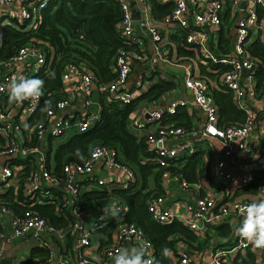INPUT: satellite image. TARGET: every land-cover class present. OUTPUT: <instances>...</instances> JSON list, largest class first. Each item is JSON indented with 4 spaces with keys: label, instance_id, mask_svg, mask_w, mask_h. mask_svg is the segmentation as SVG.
<instances>
[{
    "label": "built area",
    "instance_id": "built-area-1",
    "mask_svg": "<svg viewBox=\"0 0 264 264\" xmlns=\"http://www.w3.org/2000/svg\"><path fill=\"white\" fill-rule=\"evenodd\" d=\"M16 0H0V6L12 5ZM120 3L123 18L120 28L123 37L127 38L137 48L133 51L121 49L116 58L117 77L113 81L98 84L87 67L70 64L69 72L63 74L64 79L70 78V73L75 72L78 79L72 81L75 92L89 94L98 88L107 92L111 97L126 104L130 103L137 95L130 84L132 67L136 62L149 60L152 64L159 59H166L163 54L166 42L161 32V25L152 23V15L149 12L147 0H134L142 6L139 19L134 15L131 8V0H115ZM161 2H172L173 9L170 14L163 17V26L172 23L178 24L185 32L188 44H192L203 52L204 56L211 62L230 66L226 71L221 68L213 70L220 73L219 77L212 83L195 74L189 65L186 67L184 84L192 101L182 98L171 100L166 106L155 107L148 104L139 108L132 116L130 125L140 137H146L147 148L156 153V160L163 168H169L175 160L185 154H194L203 150L206 166L211 167L208 158L213 146L218 145L222 156L214 166V182L212 184L221 193L200 195L204 184L202 180L196 183H188L182 180L179 173H171L166 170L163 180L172 176L178 181L183 191L193 190L197 195L190 200H180L183 211H177L170 206L167 195H153L148 202V209L152 218L160 224H169L179 221L194 231L198 236L206 235L207 226L225 221L229 217L243 216L241 210L253 200L249 198H237L225 189L221 183H230L236 187L243 188L246 192H252L250 184L257 181L259 189L256 191L259 197H264V179L256 180V172L264 171V135L260 132V126L264 124V80L258 88L257 70L259 63L251 55L248 46L252 40L249 35L251 31L260 32L264 38V20L259 17L258 9L264 8V0H232L233 13L241 15L237 22V33L234 50L230 56L219 57L209 45L210 35L218 30L223 24V13L226 10V0H159ZM245 1L244 7L241 6ZM48 0H24L20 7L11 11L0 12V46L2 44V28L10 24L18 26V22H26L24 30L36 27L40 12L47 5ZM190 14L193 15L197 24L190 23ZM138 20V21H137ZM145 29L152 37L154 53L150 57L144 40L136 33L135 25ZM169 51L171 48H168ZM165 51V50H164ZM46 62L44 49L36 44L33 39L23 45L17 53L5 64L0 65V93L8 94V85L14 77L29 78L39 72ZM220 85L229 90L233 100L239 109L245 113L242 123L223 125L220 123L218 107L211 95V88ZM251 100H254L255 106ZM39 103L24 102V109L28 117H32L39 108ZM85 111L87 117L77 122L79 132L87 130L99 120V115L89 111L90 98H85ZM193 107V126L187 128L173 122L166 123L167 115H174L181 107ZM69 98H61L46 112V120L37 121L33 124V139L43 142L48 135L53 138L62 136L72 125L73 114H67L71 108ZM10 111L0 108V134L8 137L14 136L5 147L0 148V182L7 184L10 179H17L18 172L22 167L17 164L7 163L6 158L17 156L20 146L17 141V133L21 131L23 124L15 122ZM72 117V118H71ZM154 129H149L150 126ZM148 129L147 132L145 130ZM145 132V133H144ZM144 133V134H142ZM208 144V148L204 146ZM33 149L42 154L45 160L41 144ZM208 158V159H207ZM105 160L106 170L109 175L104 178L94 177L97 163ZM233 163L230 165V163ZM234 166L235 168H233ZM239 169H243L240 174ZM65 178L59 179L56 175L46 169L34 171L32 178L26 187V193L33 198L45 199L55 203L59 216L68 220L69 228H57L39 215L37 212L27 209L22 216L15 215L11 219L12 234L9 231L0 234V264L5 257V245L3 242L10 241L13 237L34 241L36 245L49 249V256L45 259L38 258L35 264H96L94 257H100L99 264H114V258L118 250L139 247L145 244L152 254L151 259L155 261V248L151 240L136 224L121 222L115 226L111 235H95L94 230L105 229L116 212L125 214L124 203L115 199L111 206L105 207L98 212L97 217L91 224L86 225L89 215L88 206H79L82 186L86 182L96 180L99 186L109 188L116 183L117 175L121 187L130 188L137 183V175L117 160V152L106 145L96 144L89 155L81 160H75L64 166ZM207 174L205 173L204 176ZM163 182V181H162ZM59 185L63 186L58 190ZM249 187L250 189H245ZM59 193H55L54 190ZM181 206V207H182ZM110 210V211H109ZM9 209L0 207V216L6 214ZM72 219H70V217ZM47 234L48 236H45ZM237 243L228 252L217 250L210 260L204 264H228L226 254H232L251 248L237 235ZM69 239V245H63ZM201 252L198 258L193 260L191 253L185 245L178 246L177 250H169L170 264H201ZM147 258V257H146Z\"/></svg>",
    "mask_w": 264,
    "mask_h": 264
},
{
    "label": "trees",
    "instance_id": "trees-1",
    "mask_svg": "<svg viewBox=\"0 0 264 264\" xmlns=\"http://www.w3.org/2000/svg\"><path fill=\"white\" fill-rule=\"evenodd\" d=\"M231 1L226 0V10L229 13L233 9ZM149 2L157 17L163 18L173 9L172 2L162 3L159 0H149ZM258 14L264 20V8L260 7ZM122 18L123 11L120 3L115 0H48L47 5L40 12L36 27L24 30L27 21L18 22V26L10 24L3 26L0 65L8 62L23 45L33 39L46 54L44 67L29 77L45 81V94L41 97L38 110L32 116V124L46 120L47 110L61 99L59 94L64 86L63 74L70 64L87 67L98 84L109 83L116 79V58L119 51L126 49L130 52L137 48L135 44L123 37L120 28ZM172 37L176 42L179 55L198 62L197 65L192 64L195 69L197 66L198 72L194 73L211 83L220 76V73L213 70L221 68L224 72L230 68L221 63L211 62L200 48L188 44L184 32L182 35L178 33ZM217 39V43L212 40L210 45L215 54L219 57L230 56L234 50L233 37L224 26L220 27ZM248 50L259 63L257 78L260 89L264 80V38L255 37L250 42ZM176 86L177 84L173 81L159 79L153 82L147 91L136 95L130 103L126 104L111 97L107 92L100 91L99 120L58 147L54 167L50 162L53 145L52 143L47 145L48 154L43 165L44 169L63 180L66 176L65 164L85 158L96 144L113 148L117 152V160L133 170L139 178L138 182L127 189L119 187L113 191L108 189L83 191L79 206L83 207L89 200H100L111 194L118 197L124 203L127 212L111 220L105 229L94 230L93 233L99 236L111 235L115 226L121 222L136 224L154 244V264H170L169 255H163L164 249L177 250L178 246L186 243L198 249L195 253H201L207 242V239H199V236L182 222L174 221L169 224L156 222L148 209L149 199L153 195H162L163 189L160 184L166 170L173 174L179 173L182 180L188 183H196L204 178L207 172L204 151L198 150L194 154H185L175 160L169 168H163L156 160V153L147 148L146 137L138 136L130 125L131 116L140 107L159 102ZM6 95L0 93V97ZM211 95L218 107L221 124L244 122L245 113L235 104L229 90L223 86L214 85L211 88ZM165 122H173L187 128L193 126L192 115L186 107L179 108L174 115H167ZM12 140L14 136L6 137L0 134V148L5 147ZM42 143L33 139L28 147L34 148L40 144L42 146ZM17 157L18 154L15 157L6 158L7 163L22 164L25 167L18 172L16 186L5 190L4 184L0 182V207L6 206L17 216H22L27 209H31L44 217L49 224L68 229V220L59 216L55 203L45 199L34 200L25 191L34 171L41 169V166L37 161L25 162L27 160L16 159ZM255 175L256 180L264 179V171H257ZM151 176L154 177L157 188H151L149 182ZM250 186L251 189H259L257 181ZM59 187L63 186L59 185ZM245 189L250 188L245 187ZM54 191L59 193L56 189ZM69 217L72 219L71 216ZM48 256L49 249L37 245L31 248L30 258L22 264H35L38 258L45 259Z\"/></svg>",
    "mask_w": 264,
    "mask_h": 264
},
{
    "label": "crops",
    "instance_id": "crops-1",
    "mask_svg": "<svg viewBox=\"0 0 264 264\" xmlns=\"http://www.w3.org/2000/svg\"><path fill=\"white\" fill-rule=\"evenodd\" d=\"M147 1L149 3V8H150L149 12L152 15V19H151L152 23L161 25L160 26L161 32L163 33L165 42L167 44L165 45V48L163 49V54L164 56H165V53L167 55H166V59L161 58L154 64H152L150 59L146 61H142V62H136V64L132 67L130 84L133 90L136 91L138 95V94H141L147 91L150 85L159 79H164V80L175 82L177 86L174 89H172L170 92L166 93L159 102L154 103L155 107L166 106L171 100L176 99V98H182L187 101H192V96L190 95V93L185 87L184 77L186 75V67L188 65L192 69L193 72H198L196 70L197 66H196V69L192 67V64L197 65L198 62L179 55L177 51L176 42L173 40V37H172L173 35L178 34V33L182 35V33L185 31L176 23H172L168 26H165V25L163 26L161 22L163 19L162 16L157 17L152 10L151 2H149V0ZM23 2L24 0H16L12 5L0 6V12L1 11L7 12V11L15 10L17 9V7H20L23 4ZM162 3H166V2H162ZM130 5H131L132 10L134 11V15L138 18L139 12L141 11L142 6H139L134 0H131ZM233 12H234L233 10L231 11V13L225 10L222 16L223 24L221 27L224 26L226 30H228V33L230 32L231 37H233V49H234L236 33H237V22L241 14L239 12H236L234 14ZM190 23L192 25L197 24L192 14H190ZM135 27H136V33L144 40L146 49L150 57H152L154 53V43H153L151 35L145 29L139 28L137 24L135 25ZM219 30L220 28L210 35L209 45H211L212 40H214V42L217 43L218 41L217 35L219 33ZM258 36H262V34L257 31L255 32L251 31L249 38L250 40H253L255 37H258ZM168 48H171V50L169 51ZM69 71H70L69 69L66 70V72H69ZM76 79H78L77 74L75 72H71L70 78L64 79V86L62 88L61 93L59 94L60 98H69L71 100L72 107L67 109L66 111L69 116L70 114L74 115V118L71 117L73 120V125L63 135H66L69 132H73L72 136L80 133L76 125H77V122L85 119L88 115V113L84 110L85 109L84 99L87 98V96L91 100L89 111L92 113H95L97 116L100 113V99H99L100 90L95 87L94 90L90 92L89 94H82V93L75 92L72 88L71 82ZM251 103L253 106L256 105L254 100H251ZM0 108H3L6 111H10L13 115L12 119L15 122H21L23 124L21 131L18 132L16 136L17 141L20 146V151L18 152V157L16 159L19 158V159L27 160L25 162L37 161L38 164L41 166V169H44L43 165L45 163V160L42 159V154L35 152L33 149L28 147V145H30L33 140V132H32L33 124H32V117L30 118L27 116L26 111L24 109V105L11 103L9 101V93H8L6 96L0 97ZM192 108L193 107L189 106L186 109H188V111L192 115V122H193L192 112H195V111ZM149 129H154V126L153 125L150 126ZM259 130L261 134L264 135V124L260 126ZM147 131L148 129L145 130V132ZM57 138H53L50 135H48L42 143V147L44 148L43 152L45 155V159L48 154L46 152L47 150L46 146L51 143L53 145V151L50 155V162H51L52 167H54L55 165L56 150L61 145V144H59L58 146L54 145V140ZM204 146L208 148V144H204ZM213 148L214 150L211 151V154H209L208 156V158L210 159L211 167H207V172H205L207 175L203 176L204 177L202 178L203 180L201 179L202 183L204 184V187L203 189L200 190V195H205L208 193L209 194L221 193V190L213 186L214 184L212 183V181L214 182L215 179H213L212 176L214 175V166L217 163V161H220L222 159V156L218 150V145L213 146ZM232 164L233 163L231 162L230 165ZM18 166L22 167V169L25 167V165H22V164H18ZM232 167L235 168L234 166ZM239 171H240V174H243V169H239ZM108 175L109 173L106 170L105 160L99 161L97 163V168L95 170L94 177L104 178V177H107ZM151 177L153 181V184H150L151 188H157L156 183L154 181V177L153 176ZM120 179H121V176L117 175L118 181L110 185V187L106 189L113 191L114 189L121 187V184L119 182ZM17 182H18L17 179H10L7 184L3 183L4 189L6 190L9 187L16 186ZM221 184L223 185L225 189L229 190L233 194L234 197L249 198L253 201L259 200L261 198L257 195L256 193L257 190L255 188L250 190L252 192H246L243 188L236 187L228 182L221 183ZM96 186H98V184L96 180H93L91 182L84 183L82 186V189L86 191L97 190ZM160 187L163 189L162 194L168 196L170 206H172V208L177 211L184 210V207L182 206V202H180V200H190V199H193L195 195H197V192H194L193 190L183 191L180 187L179 182L173 180L172 176L170 178H166V180H163V182H161L160 184ZM57 189L62 190L63 187H58ZM113 196L114 195L111 194L100 200L95 199V200H89L87 202L88 205L86 204V206H88V212H89V215L86 219L87 227L88 226L89 228L92 227L91 224L94 221V219L97 217L98 212H100L105 207L111 206L114 202H116ZM119 215H122V214H117L115 212L111 220H113L115 217ZM14 216H15L14 212L10 210L6 214L0 216V226L2 228V232H5L7 230L12 234V226H11L10 221ZM242 220L243 218L241 216H237V217L233 216V217H229L225 219V221H222L220 223L207 226L206 235L202 237L199 236V239L201 240L207 239L205 247L202 248L203 255H202L201 264H204L205 262H210L212 255L217 250H224L225 252H228L229 249L234 244L237 243V240H238L237 229L241 225ZM23 241L29 246L30 245H32V247L37 246L36 243L32 240L25 241L24 239H19V238H14V237L8 242H3V245H5V251H6L4 259H8L9 262L8 263L2 262V264H16L15 262L17 259H19L18 257L20 253L21 255H20L19 264H22L23 261L30 258L32 247L29 250H26L25 247L22 246ZM32 242H34L35 244H31ZM63 245L68 246L69 239H66ZM183 245L185 246L187 245V248L190 249L189 251L191 252V256L193 260H196L198 258V254H200V253H195V250H198V249L196 247H192V246L190 247L186 243ZM10 252L12 253V255H8ZM226 259H227L228 264H264V250H257L251 247L247 250L232 253L231 255L226 254Z\"/></svg>",
    "mask_w": 264,
    "mask_h": 264
},
{
    "label": "clouds",
    "instance_id": "clouds-1",
    "mask_svg": "<svg viewBox=\"0 0 264 264\" xmlns=\"http://www.w3.org/2000/svg\"><path fill=\"white\" fill-rule=\"evenodd\" d=\"M44 85L45 81L40 78L14 77L8 85L9 101L16 104H23L26 101L39 103L45 94ZM259 192H264V188ZM241 215L243 220L237 229L238 236L253 249L264 250V197L247 204L241 210ZM163 255H169V250L164 249ZM151 256L147 246L141 244L130 250L128 248L118 250L114 264H154ZM94 260L99 264L100 257H94Z\"/></svg>",
    "mask_w": 264,
    "mask_h": 264
},
{
    "label": "rangeland",
    "instance_id": "rangeland-1",
    "mask_svg": "<svg viewBox=\"0 0 264 264\" xmlns=\"http://www.w3.org/2000/svg\"><path fill=\"white\" fill-rule=\"evenodd\" d=\"M72 135H73V132H69L66 135H63L62 137L55 139L54 145L58 146L59 144H63L65 142H67L72 137ZM149 180H150V184H153L152 177H150ZM96 189L97 190H105L106 187L98 185V186H96ZM113 198L118 199V197H116V196H113ZM45 236H48V235L45 234ZM31 244H35V243L32 242ZM22 246L25 247L26 250H29L32 247V245L29 246L24 241L22 242ZM8 255H12V253L10 252ZM20 255H21V253L19 254V257H18L19 259H17L15 262L16 264H19Z\"/></svg>",
    "mask_w": 264,
    "mask_h": 264
},
{
    "label": "water",
    "instance_id": "water-1",
    "mask_svg": "<svg viewBox=\"0 0 264 264\" xmlns=\"http://www.w3.org/2000/svg\"><path fill=\"white\" fill-rule=\"evenodd\" d=\"M244 5H245V1L242 2L241 6L244 7ZM2 262L3 263H8L9 260L8 259H4Z\"/></svg>",
    "mask_w": 264,
    "mask_h": 264
}]
</instances>
